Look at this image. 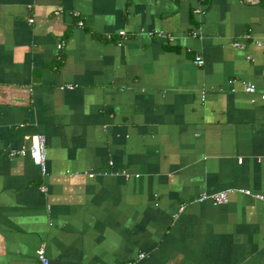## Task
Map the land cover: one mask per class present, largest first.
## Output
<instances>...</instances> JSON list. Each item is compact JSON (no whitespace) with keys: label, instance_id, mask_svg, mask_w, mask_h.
I'll return each instance as SVG.
<instances>
[{"label":"crops","instance_id":"crops-1","mask_svg":"<svg viewBox=\"0 0 264 264\" xmlns=\"http://www.w3.org/2000/svg\"><path fill=\"white\" fill-rule=\"evenodd\" d=\"M259 40L264 0H0V264H264L262 202L194 201L264 191Z\"/></svg>","mask_w":264,"mask_h":264},{"label":"built area","instance_id":"built-area-1","mask_svg":"<svg viewBox=\"0 0 264 264\" xmlns=\"http://www.w3.org/2000/svg\"><path fill=\"white\" fill-rule=\"evenodd\" d=\"M198 3L203 2L204 0H194ZM252 3L254 2H258V0H250ZM196 12L201 13V14H205V11L203 10H197ZM56 14H59L60 12L57 11L55 12ZM72 15L74 17H76L78 20L76 22V26L83 28L84 27V22L80 19V13L78 11H73ZM30 22H33V18L29 20ZM142 33H144V35L147 36H155L158 38H167L169 41L174 40V36L170 35V34H164L163 32L160 31H142ZM118 35L120 37H126V33L124 31H121L118 33ZM112 34H105L104 38L107 40L112 39ZM258 44H264V40H259L257 42ZM64 44L65 41L62 40L61 42L58 43L57 45V54H56V60L60 61L62 59V55H63V48H64ZM233 46L236 48H243L244 45L242 42L236 41L233 42ZM204 63V59L202 56L200 55H196L195 59H194V65L197 66H202V64ZM56 68V67H55ZM61 89H73L74 86L73 85H66V86H61ZM243 90L246 93H250V94H254L256 92V89L253 85L250 84H243ZM262 98L264 99V94H262ZM28 153L29 156L31 157L33 163L37 166H39L43 172V174H45L46 172V138L43 134H34L32 136H29L26 140V142H24L21 146L19 147H13L10 148L8 150V156L10 158L15 157L16 155L19 154H25ZM116 175L121 174L122 176H124L126 179L131 177V174L123 171L121 173L116 172ZM89 176H94V173H90L88 172ZM136 177H138V175H135ZM42 191H46V187L42 186L41 187ZM234 193H240L249 197H252L256 200H259L260 202H262V204L264 205V191L262 192H254L250 189H246V188H230V189H226V190H221V191H217V192H203L201 193L194 201L197 203H203V202H211L214 205H221V204H226L229 202V198L231 194ZM184 209V206H182L180 208V212ZM177 217V215H176ZM36 256H37V264H51L50 260L46 254V250H45V245L41 244L39 246V248L36 250ZM147 257V254L142 253L140 254L138 260H142L144 258ZM127 264H135V262H130Z\"/></svg>","mask_w":264,"mask_h":264},{"label":"trees","instance_id":"trees-1","mask_svg":"<svg viewBox=\"0 0 264 264\" xmlns=\"http://www.w3.org/2000/svg\"><path fill=\"white\" fill-rule=\"evenodd\" d=\"M62 59H63V58H62ZM62 59H61L60 61H57L56 65H55L56 68L59 67L60 63L62 62Z\"/></svg>","mask_w":264,"mask_h":264}]
</instances>
